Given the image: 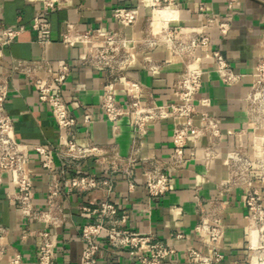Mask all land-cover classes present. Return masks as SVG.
Segmentation results:
<instances>
[{
    "label": "built area",
    "instance_id": "2783aa9c",
    "mask_svg": "<svg viewBox=\"0 0 264 264\" xmlns=\"http://www.w3.org/2000/svg\"><path fill=\"white\" fill-rule=\"evenodd\" d=\"M32 1V0H29ZM40 7L33 15L29 27L42 36L40 43L50 40L48 15L65 0H38ZM239 0H225L222 14H207L203 5L199 11L203 19L196 24L180 22V0H138L131 5L112 8V16L119 27L103 30L99 27L79 29L75 23L65 21L60 41L68 46H79L82 56L79 63L104 72L98 103L100 112L117 127L118 120L126 115L132 130L131 145L126 156L116 150L108 151L104 144L91 139L80 143L76 139V118L71 114L63 94V84L71 65L63 59L51 62L45 57L17 59L9 69L0 71V181L1 173L9 176L13 187L9 197L12 207L29 220L41 221L46 226H59L62 222V208L57 200L59 182L62 180L64 193L92 189L111 192L115 174L131 178L139 162L144 166V187L149 198H156L170 188L171 171L182 168L187 160L199 158L205 167L218 156V144L223 133L217 118L198 105H209V98L198 96L202 86V58L212 62V68L222 83L232 85L245 76L250 77L248 87L241 98L248 126H242L234 134L237 142L225 153L226 175L217 184L225 189L233 186L245 188L247 207L248 254L247 264L253 257L264 264V204L260 186L253 171L264 178V51L256 56L250 72L234 70L225 56L211 46V30L225 36L231 29V22ZM148 8L146 26L139 34L129 35L125 28L133 26L141 8ZM165 9L170 13H159ZM25 30L22 24L0 22L1 47L15 40ZM264 44V37H262ZM161 46L172 55L178 56L182 67L176 73L171 100L158 102L151 95L141 96L142 84L129 76L125 69L138 57L147 70H160L165 63L150 52ZM14 73L25 75L37 93V100L48 106L55 125L59 129L55 145H43L20 140L15 132L12 117L5 110V102L11 91L10 80ZM124 89L126 103L117 98V87ZM170 120L171 151L167 160L139 155L138 142L145 136L148 126L160 120ZM83 121L89 124L91 113L84 108ZM249 135L244 140V135ZM206 138L204 142L203 139ZM35 153L41 167L49 176L46 206L34 205V191L29 167L30 154ZM55 158L58 163L55 162ZM87 158H93L103 170L102 174H89L80 168ZM73 168L70 176L65 171ZM129 186H133L129 180ZM62 192V193H63ZM80 210L98 216L87 219L80 227L83 246L78 264H97L98 238L108 234L109 243L116 248H127L134 264H162L175 253L176 248L168 242L151 241L148 232L129 231L118 227L125 220L122 214L117 218V206L101 197L94 207L80 206ZM202 247L188 245L184 248L187 264H218L223 259L222 238L224 224L218 216H201L194 226ZM256 231L261 232V247L254 241ZM28 232L24 231V237ZM37 243L35 264H57L55 260L56 235L48 228L35 230ZM172 238H182L175 232ZM9 245L6 227L0 224V254ZM255 249V250H254ZM10 264H22L21 254L14 251Z\"/></svg>",
    "mask_w": 264,
    "mask_h": 264
},
{
    "label": "crops",
    "instance_id": "0c3cea01",
    "mask_svg": "<svg viewBox=\"0 0 264 264\" xmlns=\"http://www.w3.org/2000/svg\"><path fill=\"white\" fill-rule=\"evenodd\" d=\"M138 0H65L48 15L50 40L40 43L42 36L29 27L33 15L38 11V0H0V22L22 24L25 30L8 44L1 47L0 71L10 68L17 59L45 57L51 62L66 60L71 70L63 84V94L71 114L76 118V139L84 143L87 139L105 145L108 151L116 150L126 156L131 145L132 130L128 116H122L114 127L99 110L104 72L79 63L82 49L68 46L60 41L64 22L70 21L79 29L99 27L112 30L119 23L112 16L115 6L131 5ZM225 0H180V22L196 24L203 19L199 6L203 5L207 14H222ZM148 8H141L139 18L133 26L125 28L127 34H139L146 26ZM264 37V0H239L231 22V29L225 36L211 30V46L225 56L236 71H251L256 56L264 51L261 43ZM150 54L165 63L160 70H147L138 57L125 71L143 86L141 96L151 95L158 102L171 100L172 84L182 63L178 56L158 46ZM202 86L198 96L209 98V105H198L217 118L223 133L218 144V156L205 167L199 158L187 160L182 168L171 171L170 188L156 198H149L144 187V166L139 162L131 178L115 174L111 192L92 189L87 191H64L59 182L57 200L62 208V222L59 226L45 225L41 221L27 219L12 207L9 194L13 187L9 176L1 173L0 181V224L6 227L9 245L0 254V264H10L14 251L21 254L22 264H35L37 237L35 230L48 227L56 235L55 260L57 264H78L83 242L80 227L87 219L97 220L96 214L89 216L80 206L94 207L95 202L107 198L117 206V218L125 214V220L118 227L135 232H148L151 241L168 242L176 251L165 258L162 264H187L184 248L188 245L202 247L194 226L201 216H218L224 224L222 238L223 259L218 264H247L248 234L245 188L233 186L225 189L217 182L226 175L225 153L237 142L234 132L248 126L241 98L250 77L240 82L226 85L221 82L208 58H202ZM11 91L5 102V110L13 119L15 132L20 140L43 145H55L60 133L46 104L37 100L35 88L21 73H14L10 80ZM117 98L126 103L124 89L117 87ZM84 108L91 113V121H83ZM170 120H160L148 126L145 136L138 142L139 155L167 160L171 151ZM244 140L249 135L243 136ZM206 141V138L203 139ZM55 162L58 160L55 158ZM29 167L34 191L33 202L37 207L46 206L49 176L41 167L35 153L31 152ZM80 168L99 175L103 170L93 158L81 162ZM73 168L65 171L68 177ZM255 181L260 186L264 204V178L253 171ZM132 180L133 186H129ZM63 192V193H62ZM28 232L24 237L23 232ZM181 232L182 238H172ZM97 264H134L127 248H116L109 243L108 234L98 238Z\"/></svg>",
    "mask_w": 264,
    "mask_h": 264
},
{
    "label": "clouds",
    "instance_id": "9594fccd",
    "mask_svg": "<svg viewBox=\"0 0 264 264\" xmlns=\"http://www.w3.org/2000/svg\"><path fill=\"white\" fill-rule=\"evenodd\" d=\"M261 239H262L261 232L256 231L254 241H250V245L254 243L257 248L261 247L262 246L261 245ZM251 264H260V259L257 257H253L251 260Z\"/></svg>",
    "mask_w": 264,
    "mask_h": 264
},
{
    "label": "bare ground",
    "instance_id": "6f19581e",
    "mask_svg": "<svg viewBox=\"0 0 264 264\" xmlns=\"http://www.w3.org/2000/svg\"><path fill=\"white\" fill-rule=\"evenodd\" d=\"M166 13H170V10L165 9V10L161 11L159 14L162 15V14H166Z\"/></svg>",
    "mask_w": 264,
    "mask_h": 264
}]
</instances>
